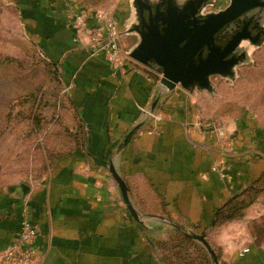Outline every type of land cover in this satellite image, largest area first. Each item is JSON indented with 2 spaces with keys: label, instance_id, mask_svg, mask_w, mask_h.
Segmentation results:
<instances>
[{
  "label": "crops",
  "instance_id": "0c3cea01",
  "mask_svg": "<svg viewBox=\"0 0 264 264\" xmlns=\"http://www.w3.org/2000/svg\"><path fill=\"white\" fill-rule=\"evenodd\" d=\"M212 1L209 8L216 9L229 2ZM0 3L18 12L35 54L28 68L41 66L44 73L27 94L43 97L35 99L39 110L62 127L60 144L66 147L51 151L42 175L0 184V264L24 216L38 228L37 264H166L156 241L180 230L172 223L204 234L219 264H264L263 197L242 215L212 224L217 208L264 173V125L231 89L224 95L221 89L232 88L239 71L234 81L215 77L211 92L169 91L153 69L130 57L115 69L76 40L72 21L84 6L79 1ZM113 12L123 32L130 13ZM138 40L133 32L121 35L126 54ZM199 119L219 121L225 135L202 130ZM41 123L46 126L45 118ZM111 165L141 221L129 211Z\"/></svg>",
  "mask_w": 264,
  "mask_h": 264
},
{
  "label": "water",
  "instance_id": "95a60500",
  "mask_svg": "<svg viewBox=\"0 0 264 264\" xmlns=\"http://www.w3.org/2000/svg\"><path fill=\"white\" fill-rule=\"evenodd\" d=\"M212 0H132L130 17L122 32L135 33L139 40L127 51L128 57L161 75L160 82L172 91H213L214 78L236 80L238 66L248 63L255 48L264 44V0H229L225 7L209 8ZM142 124L134 127L123 149ZM124 201L138 220L126 182L110 166ZM26 191V185L21 183ZM201 242L212 259L218 256L204 234L172 223Z\"/></svg>",
  "mask_w": 264,
  "mask_h": 264
},
{
  "label": "rangeland",
  "instance_id": "374dc122",
  "mask_svg": "<svg viewBox=\"0 0 264 264\" xmlns=\"http://www.w3.org/2000/svg\"><path fill=\"white\" fill-rule=\"evenodd\" d=\"M77 1L94 8L124 9L131 13L132 0H90V4ZM5 55L21 58L25 63L15 60L0 64V184L42 175L49 163L47 157L62 145L59 137L62 127L53 121L54 117L43 114L46 126L37 125L35 106L32 99L28 103L27 91L41 82L44 73L41 66L28 68L35 54L26 39L18 12L12 5L0 3V62ZM250 58L245 66H239L240 79L232 88L225 82L229 87L221 89L223 95L231 89L232 97L252 109L256 119L264 125V44L255 48Z\"/></svg>",
  "mask_w": 264,
  "mask_h": 264
},
{
  "label": "built area",
  "instance_id": "2783aa9c",
  "mask_svg": "<svg viewBox=\"0 0 264 264\" xmlns=\"http://www.w3.org/2000/svg\"><path fill=\"white\" fill-rule=\"evenodd\" d=\"M72 26L76 40L88 43L95 54L102 53L113 68L117 69L123 65L128 56L121 42L122 32L113 10L84 5L74 14ZM146 112L156 117L153 111ZM195 124L208 133L225 135L223 126L217 120L199 119ZM218 167L219 164L215 163L213 169L217 170ZM37 236L38 228L24 216L15 241L3 253L5 264H37Z\"/></svg>",
  "mask_w": 264,
  "mask_h": 264
},
{
  "label": "trees",
  "instance_id": "16d2710c",
  "mask_svg": "<svg viewBox=\"0 0 264 264\" xmlns=\"http://www.w3.org/2000/svg\"><path fill=\"white\" fill-rule=\"evenodd\" d=\"M83 1L88 4L92 3L90 0ZM15 60L18 59L10 55H5L0 64L7 63L8 61V63H13ZM42 87L43 86H40V88ZM37 90L40 91V89ZM39 96L41 100H43L41 95L35 93L28 94V103L31 102L32 99V104H34L37 109L35 111L37 125L41 127V122L45 116L43 117V113L39 110L41 103L38 104L35 101ZM259 197H263L264 199V173L244 191L243 195L235 196L225 206L217 208L212 224L216 225L219 221L236 218L242 215L243 210L249 203L253 200L255 201ZM156 246L160 250L163 261L166 264H212V259L206 248L200 242L184 234L177 228H172L167 240L156 241Z\"/></svg>",
  "mask_w": 264,
  "mask_h": 264
},
{
  "label": "flooded vegetation",
  "instance_id": "af4514ba",
  "mask_svg": "<svg viewBox=\"0 0 264 264\" xmlns=\"http://www.w3.org/2000/svg\"><path fill=\"white\" fill-rule=\"evenodd\" d=\"M121 31V30H120ZM122 32V31H121Z\"/></svg>",
  "mask_w": 264,
  "mask_h": 264
}]
</instances>
